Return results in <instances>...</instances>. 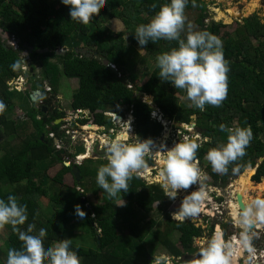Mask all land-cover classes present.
I'll return each instance as SVG.
<instances>
[{
    "label": "trees",
    "instance_id": "obj_1",
    "mask_svg": "<svg viewBox=\"0 0 264 264\" xmlns=\"http://www.w3.org/2000/svg\"><path fill=\"white\" fill-rule=\"evenodd\" d=\"M165 2L166 0H106L105 5L93 14L88 24H81L70 20L69 9L60 0H0V29L18 43L16 50L0 39V100L5 104L4 111L0 113V140L4 141L9 137L14 139L16 136L22 138L12 154L4 152L0 142V199L14 195L18 203L26 205L28 218L18 227L25 231L29 224L35 225L36 231L41 227L46 228L43 238L46 246L61 239H71V247L77 251L81 264H152L155 262L151 255L155 246H148L145 243L147 239L157 241L174 260H183L185 256L197 252V248L193 247V238L201 235V230L191 221L171 220L168 211L170 200L164 191L158 184H146L136 172L132 173L128 182V192L118 193L117 201L121 203L122 196L124 202L122 208L119 209L115 199L109 198L103 191L106 197L87 209L85 201L81 202L84 200L83 187L79 186L82 193L79 192L71 173L73 166L77 165H64L61 152L55 148L54 141H63L68 145L71 140L69 136L65 137L67 140L64 139L60 123L53 124L65 116L64 112L51 106L52 98L57 96L60 76L76 79L78 82L69 109L88 110L92 115V119H80V125L89 122L92 124L89 125L91 130L95 126L110 128L111 123L102 112L114 111L119 105H123L133 118L135 141L138 137L141 140L151 139L154 143L159 138L163 127L160 122L152 119V109L142 100L135 99L132 89L118 77V70L125 68L122 57L128 52L127 42L139 47L154 62L150 75L142 85L137 84V75L130 74L128 79L132 88L146 94L149 99L152 96L155 107L163 118L185 125L193 122L195 130L202 137L209 138L207 142H201L194 161L201 163L207 151L217 147L219 141L227 136L226 132L220 131V124L230 128H251L252 139L246 146L244 155L230 162L227 172H215L210 163L207 164L206 173L215 186L225 185L245 169L254 168L257 158L261 156L263 160L252 177L256 183L264 178V21L261 23L255 15H251L243 19L242 24L230 34H220L219 25L214 21L207 27V32L222 41L223 55L228 61L229 71L225 99L219 106L206 104L201 111L193 106L179 105L178 96L186 95L185 90L176 88L171 82L162 81L158 76L155 58L176 47L175 41L159 39L140 46L133 35L135 27L140 23H147ZM188 4V9L194 6L199 9L197 23L200 25L205 13L204 2L189 0ZM112 19H118L122 23L123 33H112L103 26ZM222 19L228 21L224 12ZM252 39L256 44H252ZM29 47L32 48L27 55L29 68L36 61L40 63L41 74L32 88L39 90L41 95L36 100L37 107L33 104L31 112L25 113L27 118L24 121L11 120L7 113L12 105L18 106V97L21 96L17 97L16 102L14 100L15 104L12 103L15 92L8 91L6 83L23 75L22 63L15 71L11 64L20 59V55ZM73 47L80 49L74 51ZM45 48L49 52H36ZM82 49L86 50V54L82 53ZM49 58L57 59V62L51 63ZM46 66H49V71ZM53 72L57 75H53ZM43 82L49 86L50 97L47 96ZM24 96L28 103L32 102L29 93ZM235 121L236 125L233 124ZM178 130L183 131L181 128ZM70 156L73 157V154ZM145 160V168L154 165L150 156L145 155ZM92 162L87 160L77 166L81 182H85L87 177L96 179L98 168L106 163L99 161V166L91 167ZM56 164L60 165V169L49 178L46 172ZM233 168L237 170L233 172ZM248 172L241 174L239 178ZM66 174L73 178L74 185L71 187L63 184L62 178ZM83 186L85 187V183ZM41 199L49 202L44 209L40 205ZM155 203L158 205L153 211ZM77 205L85 213L83 218L75 213ZM151 212L154 217L148 219ZM76 218L79 220L74 222ZM160 225H163L162 233ZM2 228L4 235L0 238V264H5L2 255L7 257L9 248L20 249L22 242L18 239V233L12 231V226L5 225ZM84 229L86 233L82 232ZM173 234L177 235L175 241L170 239ZM87 237L92 240V248H85L89 246H80L78 243L82 241L85 245Z\"/></svg>",
    "mask_w": 264,
    "mask_h": 264
},
{
    "label": "clouds",
    "instance_id": "obj_2",
    "mask_svg": "<svg viewBox=\"0 0 264 264\" xmlns=\"http://www.w3.org/2000/svg\"><path fill=\"white\" fill-rule=\"evenodd\" d=\"M188 2L189 0H166L147 23H140L135 27L133 35L140 46L159 39L176 41V47L155 58V66L159 69L158 76L162 81L171 82L176 88L185 90L184 98L190 102V106L203 111L206 104L219 106L225 99L229 67L228 61L224 59L222 41L216 35L202 30L193 31L189 25L181 38V32L185 30L184 9ZM60 3L68 7L70 20L88 24L93 14L105 5L106 0H60ZM21 63L24 60L20 55V59L11 64L12 70H17ZM4 109L5 104L0 100V113ZM79 120V126L73 125L72 128L78 130L89 123L80 125ZM125 123L130 126V120ZM219 129L227 133L226 142L210 148L206 159L215 172L225 173L230 162L244 155L245 148L252 139V131L250 127L230 128L224 124H220ZM208 139L203 137V142ZM200 146V143L188 137L183 142H176L171 148H166L163 143L157 146L151 139L141 140L138 137L134 143H122L118 136L107 147V163L98 168L96 183L109 198H115L118 193H127L132 173L147 167L145 155L163 152L159 160L162 166L160 177L169 200H174L179 190L199 184L198 189L183 196L173 217L183 220L185 217L195 216L203 209L206 197L204 185L200 183L201 170L194 163ZM232 170L235 172L237 169ZM120 199L122 205V196ZM234 207L237 208L234 212L236 222L243 228L239 234V243L251 251L250 227L257 221L264 223V199H253L243 207ZM75 213L81 218L85 216L79 205L75 206ZM27 218L26 205L18 203L14 195L0 199V228L5 225L12 226V231L18 233V239L22 242L20 249H8L5 264H81L77 251L71 247V239H61L54 245L46 246L43 243L46 228L41 227L36 231L35 225L29 224L26 231L21 230L18 226L23 225ZM259 239L264 242L263 238ZM224 249L222 234L216 230L209 238L207 246L197 253L192 264H233L231 254H226Z\"/></svg>",
    "mask_w": 264,
    "mask_h": 264
},
{
    "label": "rangeland",
    "instance_id": "obj_3",
    "mask_svg": "<svg viewBox=\"0 0 264 264\" xmlns=\"http://www.w3.org/2000/svg\"><path fill=\"white\" fill-rule=\"evenodd\" d=\"M204 5H205V14L207 15V18L205 19V26L206 29L211 25V23L214 21L219 25L220 28V34L222 33H227L230 34L232 31H234L238 25L242 24V20L248 18L251 15H255L259 21L262 23L264 21V0H203ZM194 2V0H192ZM189 5V4H187ZM187 5L185 6L184 9V15L186 17L185 20V30L181 32V38L184 37L185 33L188 30V26L191 25V29L193 31H200V26H201V20H200V25L197 23V18L200 14V11L196 6L188 9ZM225 14V18L228 21H225L222 19V14ZM222 19V20H221ZM104 27H107L110 29L112 33H118V32H124V28L122 23L118 19H112L109 22L103 24ZM103 28V27H102ZM199 29V30H198ZM134 32V30H133ZM1 37V33H0ZM2 37H4L2 35ZM221 37V36H219ZM126 38V37H125ZM252 44H256L255 40H251ZM16 50L18 49V43L17 41L13 38V42L7 44ZM176 45V41L175 44ZM128 52L123 56V64L125 65L124 67H121L122 70H118V67L116 69L118 70L119 74L118 77L120 80H122L125 85L132 89V91H138L136 88H132L130 82H129V76L131 75H137L139 78V81H137L138 85H142L143 82L148 78L150 75L153 67H154V62L151 60V58L147 57L146 54L137 46H131L128 42L126 43ZM131 46V47H130ZM80 48H72V50H77ZM79 51V50H78ZM23 52V51H22ZM82 53L86 54V50L82 49ZM24 54V52H23ZM24 60V63H22L21 66V72L23 75L18 76L17 78H13L9 80L6 84L8 86L7 90L10 92H15L13 93L12 96V103L15 104L17 101L18 97V106L21 108V110L18 108L17 104L16 106H11V108L8 111V118L11 120H20L24 121L27 117L25 113H30L31 107L34 106L37 107L36 100L38 97H40L41 92L39 90H34L32 88V85L39 81L41 78L40 74V63L36 62L33 64L31 68L30 62H29V57H22ZM49 61L51 63L57 62V59H52ZM47 64L49 62L47 61ZM137 66V67H136ZM47 71H49V66H46ZM131 74V75H130ZM53 75H57L56 72H53ZM60 76V75H59ZM44 89L47 91V96L50 97L51 94L48 92L49 91V86L46 84V82H43ZM78 82L76 79H68V78H62L60 76V81H59V86L57 88V96L52 98L51 101V106L52 108H57L58 111H62L65 113V116L63 119L60 121V131L63 134L64 139L67 140V136L70 137V142L67 145L66 143H62L60 141H54L55 148L58 149V152L62 150L63 152L60 154L62 163L65 165L70 163L72 165L73 163L77 164H83L87 160H92L91 167H97V163L99 161L106 162V155H107V147L110 142L116 139V137L121 138L122 143H134L135 141V136H134V124L133 120L130 119V114L128 113V110L125 106L119 105L114 111H103L102 113L105 114V117H107L111 123L110 128H106L105 126H98L97 128L95 126L94 130H91L89 127V124L86 126H83L79 128L76 133L74 134L73 139L71 138V134L66 133V127L68 126V123L66 121L69 120V116L72 114V111L69 109L70 101L72 96L75 93V90L77 89ZM17 87V89L15 88ZM19 91V92H18ZM35 92H39V94L36 96V99L34 103H28L25 99V94L29 93L30 97L34 95ZM149 96V95H148ZM186 95L183 96H178V103L179 105L184 107H190V102L185 99ZM146 96H143V100L145 99ZM149 99V98H147ZM15 100V102H14ZM25 111V112H24ZM86 115L88 116V119H92V115L88 110H84ZM101 112V111H99ZM154 113V115H153ZM152 119L158 121L161 123V126L163 127L161 135L159 136L158 139L155 140L154 144L159 146L161 143L165 145L166 148H171L174 143L176 142H183L185 137H188L190 140H195L196 142L200 143L203 142V137L195 130V124L192 122L188 125L185 124H178L174 123L173 121H169L167 118H163L162 115L157 110H152L151 113ZM30 118V117H28ZM133 119V118H132ZM194 119V117L192 118ZM130 120V126L128 127L127 123ZM57 121V120H56ZM28 120H26V123ZM54 123V122H53ZM236 121L233 123L236 125ZM178 128H181L183 131L178 130ZM113 130V132H109V130ZM65 135V136H64ZM122 135V136H121ZM124 137V138H123ZM226 137L224 136L220 141L219 145L224 144L226 142ZM22 140V138L16 136V138H11L9 137L8 139H5L4 141L0 140L3 144V151L12 154L15 150H17L19 146V141ZM7 142V143H5ZM74 142V143H72ZM96 145L97 150H96ZM2 151V150H1ZM101 152V153H100ZM73 154V157L70 156ZM163 152H151L146 154V156H150L153 159L154 165L148 168H144L140 170L139 172L136 171V174L142 178V180L150 185V184H158L161 189L164 191L162 187V180L160 177V169L161 165L159 163V160L163 156ZM263 156L257 158V164L260 159H262ZM194 163H197V166L201 170L202 173V178L200 183L204 185V190L206 192V197L205 200L203 201V206L206 208V202H208L209 207L207 209H210L209 211L204 209V212L209 213L211 216L210 218H205L207 219L206 224L210 225L212 223H218V224H224L227 226L226 231L231 232L232 228L235 229V231H240L243 230V228L236 222V218L234 219L232 217V208H231V203L232 201H235V193L238 192L236 190L237 187H240L242 183L246 184V191H242L240 194L242 195V200L247 204L253 199H264V192L262 191V188L264 187H258L255 185L256 183L252 181V176L250 177V182L244 181L242 178H239V176L247 171L249 169H245L241 174H239L237 177L231 179L227 184L225 185H217L215 186L212 183V180L209 178L208 174L206 173V166L209 163L208 160L206 159V156L202 159L201 163L194 161ZM60 169V165L56 164L53 167H49L46 175L51 178L53 177L56 172ZM148 169V170H146ZM254 171L253 169H251ZM148 172V173H147ZM148 175V176H147ZM239 178V179H238ZM63 184L66 186H73V178L71 177L70 174H66L63 176ZM85 182L83 181V185L85 183V187H83L84 193L82 194L84 196V205L88 209L89 206H95L98 202H101L103 197L105 198L106 195L103 193V189L99 187V185L96 183V179L93 177H87L84 179ZM252 181V182H251ZM251 183V184H250ZM261 184H264V179L260 180ZM198 185H192L186 190H179L177 197L174 200H170V206H168V211L170 215V219L174 221H186L189 220L191 222H195L196 220L199 221L198 224H202L203 222L200 220L203 218L204 213H197L195 216H189L185 217L183 220L175 219L173 217V213H175L180 206L181 200L184 195L187 193L198 189ZM81 188V187H80ZM261 188V189H259ZM79 189V187L77 188ZM235 190V193L233 192ZM79 192L82 193V190L79 189ZM165 193V192H164ZM119 198V195L115 198L117 207L120 209L122 208V205L119 201H117ZM86 199V200H85ZM235 203V202H234ZM49 202L47 199H41L40 200V205L43 207H47ZM82 204V203H81ZM236 204V203H235ZM158 204L155 203L153 205V211L156 209L155 207ZM231 215V216H230ZM157 216V215H156ZM150 217H154V213L151 212L148 214V219ZM232 218V219H230ZM79 219L73 220L74 222H77ZM259 222V221H257ZM197 224V225H198ZM205 222L203 223V225ZM258 226V229L261 231L264 227V223H258L256 227ZM202 228V233L201 236L198 239H193V244L196 245L197 247V252L194 253L195 258L197 257V253L204 247L207 246V242L209 240L208 238V231L206 230V226H201ZM255 227V226H254ZM89 229V228H88ZM160 233H162L163 230V225H160L159 227ZM83 233H86V230H82ZM262 232H259L261 235ZM235 234V233H234ZM230 235L229 239L226 243V250L225 253H230L231 255H235L236 253L234 249L236 248L239 240V236L237 237L235 235ZM4 235L3 228H0V238H2ZM259 235V238H260ZM177 238L176 234H173L170 239L172 241H175ZM87 239V240H86ZM85 239L86 244L83 245L82 241L78 242L80 246H89L85 248H92V240L90 237H87ZM264 240V236H263ZM236 242V243H233ZM261 243L260 241H258ZM145 243L149 245L155 246L154 250H152V257L155 262L152 264H157V261L163 262L164 264H192V262H184L183 260H174L172 257H169L168 253L164 251L163 247L159 245L157 241H154L152 239H147ZM231 243V244H230ZM1 244V242H0ZM236 244V245H235ZM54 245V244H53ZM78 245V244H77ZM230 245V246H229ZM254 242L250 244V246H253ZM246 250V253H243L244 250ZM242 249V255L240 260H238L239 264H257V262L264 264V258H263V248L259 247L256 248V252L251 248V251H247V248ZM230 250V252H228ZM238 253V252H237ZM236 253V256H237ZM254 254V257H253ZM6 256L2 255V260L5 263L6 261ZM183 261V262H180ZM263 262V263H262Z\"/></svg>",
    "mask_w": 264,
    "mask_h": 264
},
{
    "label": "bare ground",
    "instance_id": "obj_4",
    "mask_svg": "<svg viewBox=\"0 0 264 264\" xmlns=\"http://www.w3.org/2000/svg\"><path fill=\"white\" fill-rule=\"evenodd\" d=\"M203 1V0H202ZM204 2V1H203ZM205 14V13H204ZM204 14H203V17H204ZM202 17V18H203ZM201 18V19H202ZM206 18H207V16H206ZM206 18H204V21H203V24H204V27H205V31H206V26H205V19ZM200 29H201V26H200ZM0 33H1V37H0V39H2L3 41H5L7 44H9V43H12L13 42V37L12 36H10L7 32H4V31H2L1 29H0ZM2 35L4 36V37H2ZM44 50H46V51H44ZM32 51V48L31 47H29L28 49H27V51L26 52H28V54H30V52ZM37 53H47V52H49V49H42V50H37L36 51ZM22 56H24V54L22 55ZM28 57V56H27ZM105 64H107V62H105ZM16 89H17V87H15ZM134 92H138L141 96H140V100H142L143 102H145V103H147L148 105H150V103H148L150 100L151 101H153V99H152V96H149L150 97V99H147V100H143V96H146V94H142V93H140L139 91H133L132 92V94H133V97L136 99V97H135V94H134ZM148 101V102H147ZM155 110H157L158 111V109L156 108ZM159 112V111H158ZM161 115V114H160ZM130 119L131 120H133L132 119V117L130 116ZM89 125H92V124H89ZM109 132H113V130H109ZM49 136H52V134H49ZM122 136V135H121ZM72 143H74V142H72ZM197 162V161H196ZM67 166H69L70 165V163H69V165H68V163L66 164ZM75 165H80V163L79 164H77V163H75ZM77 166H73V167H76L77 169H78V167ZM146 170H148V169H146ZM78 172H79V170H78ZM253 172L254 171H252V170H250L249 169V172L245 175V176H243V177H241L244 181H246V182H250V177H251V175L253 174ZM148 173V172H147ZM148 176V175H147ZM79 177H80V179H79V182L83 185V183L80 181L81 180V176H80V172H79ZM251 184V183H250ZM82 185H79V186H82ZM255 185H257L258 187H264V184H261V183H257V184H255ZM259 189H261V188H259ZM236 190H238V192L236 193V194H238V195H240L241 196V200H242V195L240 194L242 191H246V184H244V183H242L241 185H240V187H237L236 188ZM262 191L264 192V188H262ZM234 193H235V190L233 191ZM235 202V201H234ZM233 201H232V203H231V208H232V217L235 219L236 218V216L234 215V212H236L237 211V208L236 207H234V206H237V204H235ZM82 203H84V200H83V202ZM242 203L245 205V202H243V200H242ZM230 215V216H231ZM232 219V218H231ZM215 230H219L221 233H222V231H221V228H220V226L218 225V224H216L215 225ZM233 243H236V242H233ZM231 244V243H230ZM236 245V244H235ZM230 246V245H229ZM227 248V247H226ZM244 247L238 242V244H237V246H236V248L234 249V251H236V253H237V256H236V254L235 255H231V257H232V260H233V264H238V257H240L242 254V249H243ZM228 252H230V250H228ZM227 254V253H226ZM256 263V262H255ZM254 263V264H255ZM257 264H259L258 262H257Z\"/></svg>",
    "mask_w": 264,
    "mask_h": 264
},
{
    "label": "flooded vegetation",
    "instance_id": "obj_5",
    "mask_svg": "<svg viewBox=\"0 0 264 264\" xmlns=\"http://www.w3.org/2000/svg\"><path fill=\"white\" fill-rule=\"evenodd\" d=\"M43 110V109H42ZM44 112V111H43ZM262 179H264V178H261L260 180H262ZM252 181L253 182H255L254 180H253V177H252ZM251 181V182H252ZM256 183V182H255ZM257 184V183H256ZM226 186V185H225ZM235 195H236V193H235ZM236 203V202H235ZM206 208H205V206H203V209L199 212V214L200 213H204V216H203V218L202 219H200L203 223L205 222V224L203 225V223L202 224H198V222L199 221H195V222H192L193 224H194V226L196 227V228H199L200 230H201V233H202V228L203 227H201V226H206V230L209 232L208 233V238H210L211 236H212V234L214 233V231H216L215 230V225L216 224H218V223H212L211 224V226L210 225H207L206 224V222H207V219H204V217L205 216H207V217H205V218H210V212L209 213H207V212H204L203 210L205 209H207L208 207H209V205H208V202H206ZM208 211L210 210V209H207ZM231 219V218H230ZM258 223H260V222H257L254 226L255 227H253L252 229H250V233L252 234V239H251V242H250V244L254 241V239H259V232H262L261 233V235H260V238H263V236H264V227H263V229H261V231L258 229V226L256 227V225H258ZM198 224V225H197ZM219 226H220V228H221V231H222V240H223V242H224V244H225V247H226V243H227V241H228V239H229V236L230 235H233L234 233L236 234V236L238 237L239 236V234H240V232L241 231H243V230H240V231H235V229H233L232 228V231L231 232H227L226 231V229H227V226H225L224 224H218ZM234 234V235H235ZM201 236V235H200ZM199 236V237H200ZM199 237H194L193 239H198ZM239 241V240H238ZM193 247H195V248H197L196 247V245H194L193 244ZM224 250H226V248L224 249ZM242 254V253H241ZM186 257H191V260H186L185 259V257L183 258L184 259V262H193V260H195L196 258H195V255L194 254H192V255H188V256H186ZM238 258H241V256L240 257H238ZM249 264V263H248Z\"/></svg>",
    "mask_w": 264,
    "mask_h": 264
},
{
    "label": "water",
    "instance_id": "obj_6",
    "mask_svg": "<svg viewBox=\"0 0 264 264\" xmlns=\"http://www.w3.org/2000/svg\"><path fill=\"white\" fill-rule=\"evenodd\" d=\"M206 16H207V15L204 14V17L201 19V29H200V31H201V30H202V31H205V27H204L203 21H204V18H206ZM44 51H46V50H44ZM24 55H25V57H26V56L28 55V52L24 51ZM38 94H39V92H35L34 95L30 97V99H31L32 102L35 101L36 96H37ZM134 94H135L136 99H139L140 96H141L138 92H134ZM147 102H148V101H147ZM148 103H150V105H149V108H150V109H152V110H155V109H156V107H155V103H154L153 101L150 100ZM43 111H45V108H43ZM59 122H60V120H57V121H54L53 124L56 125V124H58ZM41 138H42V137H41ZM60 152L62 153L63 151L61 150ZM57 154H58V153H56V155H57ZM262 160H263V158L260 159V160L258 161V164H259ZM258 164H256V166H258ZM252 169L254 170V172H253V174H254L256 168H252ZM250 170H251V169H250ZM71 173H72V175H73L74 180L77 182L78 186H79V185H82V184L79 182L80 177H79L78 169H77L76 167H73L72 170H71ZM253 174H252V175H253ZM81 202H83V200H81ZM235 202H236L237 206H239V207H243V206H244V204L242 203V200H241V196L238 195V194L235 195ZM253 227H254V225H252V226L250 227V229H252ZM185 259H186V260H191V257H186V256H185Z\"/></svg>",
    "mask_w": 264,
    "mask_h": 264
},
{
    "label": "built area",
    "instance_id": "obj_7",
    "mask_svg": "<svg viewBox=\"0 0 264 264\" xmlns=\"http://www.w3.org/2000/svg\"><path fill=\"white\" fill-rule=\"evenodd\" d=\"M81 114H84L83 116H81ZM79 119H88V116L86 115V113L84 112V111H82V110H76V111H74V112H72V114L69 116V120L68 121H66L67 123H68V126L66 127V133H70L71 134V138L73 139V137H74V134L76 133V129H74V128H72V126L74 125V126H76V127H78L79 125H78V123H77V120H79ZM73 122V123H72ZM83 127V126H82ZM258 241H260V239H254V245L253 246H250L255 252H256V248H263V252H264V242L262 243L261 241V243H259ZM252 242V243H253ZM251 243V244H252ZM245 248V247H244ZM244 250V249H243ZM247 251H248V248H247ZM236 252V251H235ZM243 253H246V250H244L243 251ZM236 254V253H235ZM263 258H264V253H263ZM253 257H254V254H253ZM255 258V257H254ZM263 263V262H262ZM259 264H261L260 262H259Z\"/></svg>",
    "mask_w": 264,
    "mask_h": 264
},
{
    "label": "crops",
    "instance_id": "obj_8",
    "mask_svg": "<svg viewBox=\"0 0 264 264\" xmlns=\"http://www.w3.org/2000/svg\"><path fill=\"white\" fill-rule=\"evenodd\" d=\"M19 92V91H18Z\"/></svg>",
    "mask_w": 264,
    "mask_h": 264
}]
</instances>
